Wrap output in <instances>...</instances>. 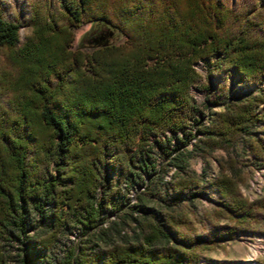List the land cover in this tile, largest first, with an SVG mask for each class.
<instances>
[{"label": "trees", "instance_id": "trees-1", "mask_svg": "<svg viewBox=\"0 0 264 264\" xmlns=\"http://www.w3.org/2000/svg\"><path fill=\"white\" fill-rule=\"evenodd\" d=\"M60 1L68 23H48L37 1L19 50L22 24L0 0V50L12 51L19 73L0 109V264H227L204 253L264 234V197L241 194L234 166L208 179L190 162L241 145L264 168V6ZM84 22L129 39L97 49L93 77L82 75V52L68 50ZM205 59L222 80L208 114L191 92L200 81L192 65ZM232 75L256 92L233 97ZM202 198L216 205L210 214L199 211Z\"/></svg>", "mask_w": 264, "mask_h": 264}, {"label": "rangeland", "instance_id": "rangeland-1", "mask_svg": "<svg viewBox=\"0 0 264 264\" xmlns=\"http://www.w3.org/2000/svg\"><path fill=\"white\" fill-rule=\"evenodd\" d=\"M39 0H3V7L5 8L7 18L18 21L22 24L20 29L21 46L19 50L27 46L29 38L33 35V11L37 7ZM229 6L240 9L246 3H257L259 7L264 6V0H225ZM44 7H42L44 20L48 23L52 21H59L66 25L68 22L64 19L63 8L60 0H45ZM90 23H81L76 27H72L73 40L68 50L76 53L82 52L84 55L82 63V75L84 77L94 76V59L97 49L116 45L122 47L129 43L126 35H123L118 30L112 28H104L102 31L93 30ZM17 53L18 50H14ZM216 57V56H215ZM214 57V58H215ZM157 61H150V65ZM212 60H198L193 63L192 67L200 75L199 84L191 88L193 97L200 106L201 112L208 114L205 103L211 90H217L222 85V80L211 73L209 68ZM19 75L12 51L8 49L0 50V109H7L16 90L14 86L9 85ZM233 75L228 79V88L231 90L232 96H245L247 93H255L256 86H251L248 89H238L233 86ZM220 110L214 108V111ZM204 115V114H202ZM207 118V117H206ZM242 146L238 145L235 152L227 153L225 151L217 150L211 157L204 160L200 157H194L190 162L191 170L199 175H206L208 179L217 177L223 167L228 173L234 175V168L244 176V181L240 183L241 194L248 197L250 201L264 197V168H253L251 164L245 159L242 153ZM236 156V157H235ZM234 166V168H233ZM235 170V171H236ZM216 205L211 203L208 199L202 198L199 204V211L203 215L205 211L210 214ZM215 222L220 224H234L235 221L228 219H220L218 216L214 217ZM260 228H264V225ZM76 239V233L72 234L71 240ZM13 249V248H12ZM15 252V249H13ZM62 252L59 251L58 255ZM207 260L217 261L227 264H264V234L262 233H245L241 239L233 241H224L214 249L204 253Z\"/></svg>", "mask_w": 264, "mask_h": 264}]
</instances>
